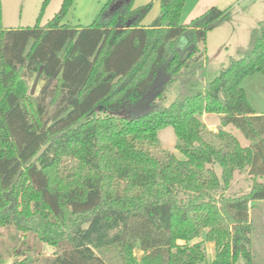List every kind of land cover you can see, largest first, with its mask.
I'll use <instances>...</instances> for the list:
<instances>
[{
  "label": "trees",
  "instance_id": "16d2710c",
  "mask_svg": "<svg viewBox=\"0 0 264 264\" xmlns=\"http://www.w3.org/2000/svg\"><path fill=\"white\" fill-rule=\"evenodd\" d=\"M74 2L18 29L4 28L0 4V229L15 243L13 264L39 263L30 239L56 249L45 264H205V242L212 264H264L252 219L264 203V114L242 86L264 74V23L208 81L201 46L230 8L183 24L186 0H160L146 26L153 2L109 0L80 27L64 23ZM205 114L220 116L218 131ZM167 127L185 159L161 150ZM244 171L250 192L228 196Z\"/></svg>",
  "mask_w": 264,
  "mask_h": 264
},
{
  "label": "rangeland",
  "instance_id": "374dc122",
  "mask_svg": "<svg viewBox=\"0 0 264 264\" xmlns=\"http://www.w3.org/2000/svg\"><path fill=\"white\" fill-rule=\"evenodd\" d=\"M45 0H0L2 8V24L4 28L18 29L27 26H34L41 15L40 23L46 24L59 12L63 0H49L43 9ZM109 0H75L73 8L64 20L65 24L72 26L86 27L96 20L102 8ZM153 2V8L144 21V25L149 26L160 14V0H135V7L143 6ZM213 7L232 12L231 20L224 21L217 25L208 33L207 41L201 46L206 56V80H212L219 75L223 68L228 66L231 59H237L248 48L252 31L264 23V0H186V5L182 14V23L189 24L193 19L201 16ZM33 85V83H32ZM42 84H40V87ZM242 86L245 89L248 99L258 115L264 114V74L255 73L246 77ZM39 89V86L37 90ZM37 93V91H36ZM175 92L172 91L166 104L169 105ZM203 120L213 131H218L220 126V116L215 114H205ZM226 130L233 133L243 146H248L242 133L233 128ZM161 150L174 153L178 158L185 159L176 149V134L172 127H167L159 132ZM218 173L221 169L216 167ZM252 179L248 171L236 173L234 180L227 192L228 196H240L250 192ZM254 223L253 250L257 253V261L264 257V203L258 205L252 212ZM3 236L0 237V249L6 256V264H13L15 261V243L9 239L7 229H0ZM205 234V233H204ZM202 234L195 242L205 240ZM21 236V235H20ZM16 244L17 250L25 248L22 238ZM35 245L39 250V263L45 264L46 259L52 258L56 249L45 243H39L30 239L29 245ZM207 258L205 264H212L215 258V247L211 242H205ZM136 255L140 258L142 252L136 250ZM238 264H246L241 260Z\"/></svg>",
  "mask_w": 264,
  "mask_h": 264
},
{
  "label": "water",
  "instance_id": "95a60500",
  "mask_svg": "<svg viewBox=\"0 0 264 264\" xmlns=\"http://www.w3.org/2000/svg\"><path fill=\"white\" fill-rule=\"evenodd\" d=\"M42 70H43V68H41L39 74L37 75V77L35 78V80L33 82V85L31 87V95H35L36 94V91H37V88H38V85H39V81H40V76L42 74Z\"/></svg>",
  "mask_w": 264,
  "mask_h": 264
},
{
  "label": "crops",
  "instance_id": "0c3cea01",
  "mask_svg": "<svg viewBox=\"0 0 264 264\" xmlns=\"http://www.w3.org/2000/svg\"><path fill=\"white\" fill-rule=\"evenodd\" d=\"M185 5H186V2H185ZM184 8H185V6H184ZM174 99H175V97L173 98V100H174ZM173 100H172V101H173ZM211 243H212V242H211ZM213 244H214V243H213ZM214 247H215V244H214ZM215 255H216V251H215Z\"/></svg>",
  "mask_w": 264,
  "mask_h": 264
}]
</instances>
